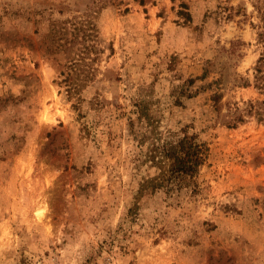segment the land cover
Masks as SVG:
<instances>
[{
    "label": "rangeland",
    "instance_id": "1",
    "mask_svg": "<svg viewBox=\"0 0 264 264\" xmlns=\"http://www.w3.org/2000/svg\"><path fill=\"white\" fill-rule=\"evenodd\" d=\"M262 25L264 0H0V264H264ZM185 134L204 160L162 177Z\"/></svg>",
    "mask_w": 264,
    "mask_h": 264
},
{
    "label": "trees",
    "instance_id": "2",
    "mask_svg": "<svg viewBox=\"0 0 264 264\" xmlns=\"http://www.w3.org/2000/svg\"><path fill=\"white\" fill-rule=\"evenodd\" d=\"M264 27V25H262ZM258 39L263 45V49L260 55L257 57L254 64V85L264 89V30L258 31ZM218 78L215 82H219ZM245 84H249L248 80L244 81ZM222 92L214 91L210 95V102L214 109L219 112L221 105ZM264 102V100L262 101ZM255 103L250 102V107L246 108L247 112H251L253 109L256 112L259 111V107L255 108ZM228 119L225 122L230 125H236L237 122L243 121V113L236 106L234 109L228 108ZM261 116H264L263 111H259ZM207 147H205L204 142H199L196 139L195 134H185L181 138L173 142H165L161 146V153L163 154L164 161L161 163L163 168L161 176L166 178L169 177H183L184 175H193L200 163L204 160L205 152Z\"/></svg>",
    "mask_w": 264,
    "mask_h": 264
},
{
    "label": "bare ground",
    "instance_id": "3",
    "mask_svg": "<svg viewBox=\"0 0 264 264\" xmlns=\"http://www.w3.org/2000/svg\"><path fill=\"white\" fill-rule=\"evenodd\" d=\"M38 214H39V215L42 214V209H41V208L39 209Z\"/></svg>",
    "mask_w": 264,
    "mask_h": 264
}]
</instances>
